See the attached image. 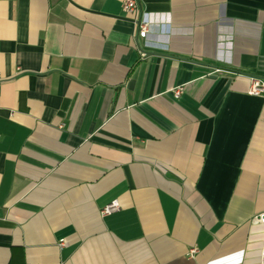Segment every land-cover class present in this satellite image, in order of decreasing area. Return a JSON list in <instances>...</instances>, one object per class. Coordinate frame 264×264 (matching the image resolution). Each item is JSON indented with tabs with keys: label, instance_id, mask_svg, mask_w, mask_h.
<instances>
[{
	"label": "crops",
	"instance_id": "1",
	"mask_svg": "<svg viewBox=\"0 0 264 264\" xmlns=\"http://www.w3.org/2000/svg\"><path fill=\"white\" fill-rule=\"evenodd\" d=\"M122 1L0 0V264H260L264 0Z\"/></svg>",
	"mask_w": 264,
	"mask_h": 264
},
{
	"label": "built area",
	"instance_id": "2",
	"mask_svg": "<svg viewBox=\"0 0 264 264\" xmlns=\"http://www.w3.org/2000/svg\"><path fill=\"white\" fill-rule=\"evenodd\" d=\"M122 10L126 15L134 16V18L136 19L139 10L138 0H123ZM161 26L162 25H160L159 23H154L147 19H140L139 21H137V35L140 38H146L153 30L161 29ZM172 92L175 98L179 97L182 92V86L173 88ZM248 92L254 95L264 93V79L257 76H251ZM118 207V201L113 200L110 203L106 204L100 212L103 215L109 214L116 211ZM254 218L257 220H264V210L254 215ZM195 251V248L190 249V253H193ZM260 264H264V244L260 251Z\"/></svg>",
	"mask_w": 264,
	"mask_h": 264
},
{
	"label": "water",
	"instance_id": "3",
	"mask_svg": "<svg viewBox=\"0 0 264 264\" xmlns=\"http://www.w3.org/2000/svg\"><path fill=\"white\" fill-rule=\"evenodd\" d=\"M140 19H141V16H139V18H138L137 21H139ZM249 75H251V76H257V75H254V74H249ZM257 77H260V76H257ZM260 78H264V76H262V77H260Z\"/></svg>",
	"mask_w": 264,
	"mask_h": 264
}]
</instances>
